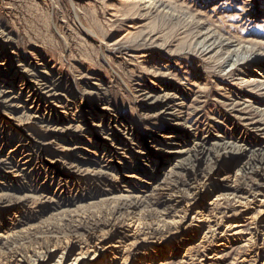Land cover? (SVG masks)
Wrapping results in <instances>:
<instances>
[{"label": "rangeland", "instance_id": "obj_1", "mask_svg": "<svg viewBox=\"0 0 264 264\" xmlns=\"http://www.w3.org/2000/svg\"><path fill=\"white\" fill-rule=\"evenodd\" d=\"M1 31L9 41L0 40V88L19 92L30 72L58 96L54 106L40 102L28 110L22 100L0 104V160L19 175L0 167V194L6 195L0 201V255L18 248L27 261L37 242L56 236L57 244L76 237L87 248L108 229L121 233L127 246L154 232V222L183 216L194 199L189 217L195 211L212 216L220 227L235 219L228 184L243 181L235 159L226 155L215 167L203 158L187 170L159 172L156 166L167 162L168 152L185 151L196 141L207 148L227 142L264 146V94L247 87L256 78L264 82V0H0ZM208 33L223 41L210 52ZM235 48L239 57H250L249 64L221 73V62ZM108 112L129 128L131 150L104 151L106 133L98 125L107 126ZM30 114L47 120L29 123ZM49 141L50 148L38 152ZM201 182L203 191H193ZM219 194H227L216 201L221 206L205 203ZM261 199L253 200L250 216ZM189 222L172 244L157 248L147 238L129 251L127 264H193L202 251L192 243ZM243 228L250 232L248 222ZM256 249L229 240L213 264H251ZM260 251L256 264L264 262Z\"/></svg>", "mask_w": 264, "mask_h": 264}, {"label": "bare ground", "instance_id": "obj_2", "mask_svg": "<svg viewBox=\"0 0 264 264\" xmlns=\"http://www.w3.org/2000/svg\"><path fill=\"white\" fill-rule=\"evenodd\" d=\"M150 3H152V2H150ZM198 29H200V28H198ZM0 40H1V42H4V43L9 41L6 34L2 31L0 32ZM209 41H213V44H212L213 46L208 45V52H210L211 49L214 48L215 45L217 46L218 43L223 42L221 39L217 38L216 36H214L211 33L206 34V38H204V42L208 43ZM221 47H223V46H221ZM225 47L231 48L233 46H231L230 43L226 42ZM238 50H240V49L239 48L233 49V51L231 52L230 55H228L229 53L227 54L228 58L226 60L222 59L223 61L221 62V65H220L221 73L228 75L232 72V71H229L232 68H238L239 70H241V68H243L245 65L249 64L250 57L248 58L247 57L248 55L239 57ZM203 53H205V52H203ZM226 53H227V51H226ZM23 72H25V70H23ZM29 73L30 72H28V75L30 77L29 81L23 82L22 85H24V87H21L19 89L20 90L19 92H15L14 90H9V89L4 88V87L0 88V104H3L5 107H13L12 101L15 99L16 101L22 100L21 102L24 103L23 108H25L27 110L31 109L33 104L40 103V102H44V103L49 102L50 105L54 106L52 101H53V99H55L58 96V92H57L56 88L46 85L45 83H43V82L39 81L37 78H35L34 75L32 76L31 73L30 74ZM34 74H35V72H34ZM247 87H249L251 89L256 88V91L264 94V82L258 78L253 80V82L247 83ZM252 90H255V89H252ZM28 105H30V106L27 107ZM57 107H59V106H57ZM164 109H166V110L170 109V104L167 103L166 105H164ZM108 113H109L108 117H106V119L108 120L107 126H105L103 123L98 125V126H101V130L106 133V135L103 137L104 139H102V140H106L105 144L102 145L103 147H105L104 151H106V154L112 155L115 151L120 150V149L131 150L132 149V147H131L132 141H131V138H128L129 136H127L129 128L126 125H118V119L116 118V116L110 115V112H108ZM260 114L263 115L264 111H260ZM35 118H39V119L44 120L45 117L37 116L35 114H30V115H28V122L30 123ZM45 120H47V119L45 118ZM41 122H45V121H41ZM67 129L68 128H66V130ZM188 129H190V128L189 127L185 128V130H188ZM68 132L69 131H65V130L62 131L63 134L68 133ZM189 134L191 135L192 133L189 132ZM57 138H59V137L57 136ZM33 140L35 143L37 142L36 139L32 138V141ZM52 141H49V142L44 143L42 145V146H46V147H41V146H37L38 148L36 146L35 147L37 148L38 152L43 153L48 148H50ZM153 142L157 143L158 141L154 140ZM167 142H168V140L160 141V144L166 145ZM28 145H30V144H28ZM74 148L75 147L71 146L70 150H73ZM167 154H168L167 158L165 159V161H167V162L164 164L156 166V169L159 170V172L162 171L163 169H165L164 167H166V168L168 167L169 169L177 167V168H183L184 170H187L190 168H195L196 163L198 161L202 160L203 158L207 159L210 163H213L215 167L219 166L222 163V161H224V158H225L224 156H226V155H227V157L230 156L233 159H235L238 163V169H237L236 173L243 180L242 182L240 181L239 183L238 182H234V183L232 182L231 184H228V186L230 185V187L233 190V193L231 194V196L233 197L235 204H236V207L238 209V212L236 211L237 215H236L235 219L233 221L231 220V222H225L224 221L225 223L220 227L219 222L216 221V218L212 219L213 218L212 216H211V218H210V216L205 217L204 215H202V214L200 215L198 212L195 211L194 214L191 217H189L191 212H193L197 206L196 201H195L196 199H194V200H192L193 202L190 200V202H192V203L189 204L188 208L185 206L186 210L182 212L183 216H180V215L176 216L175 215L176 217L173 218L172 220H165V219H167V218H165L164 221H166V222L162 223V224L154 222V223H156V224H154L155 228H156V230L154 232L152 231L151 233H149V235L146 233L148 236H145V237L142 236L144 238H142L140 240L139 239L136 240L137 239L136 238L135 241L131 242L127 246L126 245L124 246V244H122L121 236H120L121 233H118L113 229H111V230L108 229L106 231H102L101 233L95 235L94 237H95L96 241L93 239L95 241L94 244H92L91 246H89L87 248H85V245L84 246L81 245L80 239H77L76 237H74L73 239H70V240H65V242H64L65 244H57L56 241L59 240L58 238H56L57 236L56 237H46V239H43L40 242H37L40 245V247H38L39 249L36 248V250H33L34 251L33 255L31 254L30 258L27 261L24 259V257L21 254H19L20 250L18 248H16V249L13 248L12 249L13 251H9V252H16L15 254H10V255L8 254L7 255V254H4L7 252H3L2 255H0V264H63V262L71 256H73V258L70 259L68 264H82V263L83 264H127L129 261V251L135 250V248L137 246L145 243L146 240H148V239H149L150 243L152 245H155L157 248L161 245H164V244H172V242L175 240V238H174L175 234L180 229H182L184 221L188 218L190 219V222L187 226H189V225L194 226L193 239H192L193 242L192 243H194L195 245H198L202 251V253H201V255H199V257L196 256L197 257L196 261L194 260L195 262H193V264H213L219 257L217 250L218 251L221 250L227 243H229V240H239L240 243L244 242V246H248L249 249L250 248L256 249V244L259 243L260 247H258L256 249L255 257L251 262V264H256V261H257L256 255H259V253H261L260 250H264V146L263 147L261 146L260 148L252 150L251 148H248L247 146H243V145L233 143V142H230V143L227 142V143H223V144H220V143L217 144L216 143L215 145L212 146V148H207L203 142H197L196 141V143L194 144V146L192 148H188L185 151L175 150L174 152H168ZM182 154H186V157L184 159H182V161H181L180 157L182 156ZM28 155H30V154H28ZM2 164H4L3 167H4V169H6L5 172L7 174H9L11 176H19L18 174L17 175L14 174V173H16V170L13 169L14 166H11L10 163L4 162L3 160H0V167H2ZM80 171H82V170H80ZM248 176L254 177L253 182H251L252 180L248 181V182L246 181V179H248ZM130 177H132V175ZM204 187H205V184L201 182V183H196V185L192 186L191 188H192V190L198 189L197 192L200 193L201 191H203ZM208 192L211 193L212 191H208ZM242 194H246V195L242 196ZM222 195L223 194L215 195L214 198H212L209 202H205V203L213 206L214 204H217L216 201L222 200L224 198V196L227 194H224V196H222ZM226 197H225V199L227 200ZM257 197L258 198L262 197L261 200L257 201V202H259L258 213L254 216H250L252 208H254V205H252L253 200H256ZM5 198H6L5 194H2V195L0 194V201L1 202H4L3 199H5ZM129 198H130V196H129ZM191 205H192V207H190ZM217 205L221 206V204H219V202ZM232 206H234V205H232ZM256 208H257V205H256ZM225 211H226V208H225ZM227 215H229V214H227ZM218 219L219 218L217 217V220ZM246 222H248V224L250 226V232L249 231L246 232L245 231L246 228L245 229L243 228V226ZM161 227H163V228L168 227L169 228L168 233L167 234L161 233L160 232ZM228 230L232 231L230 235H227ZM87 241L88 240H86V242ZM212 242H215V244H216V245H214L215 248L212 247V245H211ZM34 244H35V242H34ZM60 245H63V246L59 247ZM25 247L30 248L31 246L27 245ZM186 250L184 247L182 249L183 253L184 252L187 253ZM100 251L104 252L102 256H100ZM196 254H197V252H196ZM187 255L189 256V254H187ZM245 256L247 257V254H245ZM250 256H249V258H250ZM184 257H185V254H184ZM191 257H189V258L191 259ZM54 258H55V261L52 263L51 260ZM134 260H135V263H132V264H139V261H138L139 259L138 260L134 259ZM182 262H183V260H182ZM143 263H145V262H143ZM189 263L190 262H188V264ZM190 264H192V263H190ZM262 264H264V262Z\"/></svg>", "mask_w": 264, "mask_h": 264}]
</instances>
